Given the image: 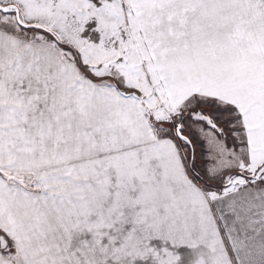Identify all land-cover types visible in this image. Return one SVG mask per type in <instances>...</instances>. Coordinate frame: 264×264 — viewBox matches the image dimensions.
I'll list each match as a JSON object with an SVG mask.
<instances>
[{
  "label": "snow or ice",
  "instance_id": "snow-or-ice-1",
  "mask_svg": "<svg viewBox=\"0 0 264 264\" xmlns=\"http://www.w3.org/2000/svg\"><path fill=\"white\" fill-rule=\"evenodd\" d=\"M0 264H264V0H0Z\"/></svg>",
  "mask_w": 264,
  "mask_h": 264
}]
</instances>
